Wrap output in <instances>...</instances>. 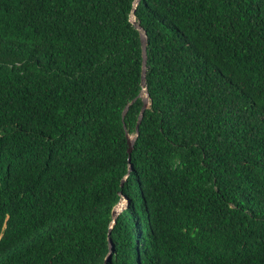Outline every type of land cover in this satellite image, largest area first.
I'll return each instance as SVG.
<instances>
[{"label":"trees","instance_id":"1","mask_svg":"<svg viewBox=\"0 0 264 264\" xmlns=\"http://www.w3.org/2000/svg\"><path fill=\"white\" fill-rule=\"evenodd\" d=\"M0 0V264H264V0ZM152 100L128 172L126 131Z\"/></svg>","mask_w":264,"mask_h":264},{"label":"water","instance_id":"2","mask_svg":"<svg viewBox=\"0 0 264 264\" xmlns=\"http://www.w3.org/2000/svg\"><path fill=\"white\" fill-rule=\"evenodd\" d=\"M139 2H140V0H136L135 7L138 6ZM132 16L134 17V19H132V22L134 23L135 27L140 32L141 43H142V55H143V65H142V75H141L142 90L139 93V95L137 97H135L132 101H130L126 105L125 109L123 110L122 117H123L124 127H125L126 130H127V126H126V123H125V116H126L128 110L130 108V105L132 103H134L138 98H142L143 105H142V108H141V111H140V115H139V118H138V122H137V126H136V133L134 135H131L128 131H126L127 141H128V163H129L128 166H129V169H128L127 174L125 175V177L122 180V183H121L122 186L124 185L126 179L128 178V176L130 175L131 171L133 170L132 153H133V150H134L135 142H136L138 136L140 135V124H141V122H142V120L144 118L146 110L149 109L151 107V104H152V100H151V97H150V92H149L148 84H147L148 33H147V30L139 23V21H137V16H136L135 12H133ZM123 199H125L127 201V206H128V200H127L126 196L123 195ZM118 205H119V203L113 209V221L111 223L110 230H109V252H108V255H107L106 259H105L104 264H108V262L111 260V258L113 256L114 244H113V239L110 236V233H111V230H112L114 224L116 223L117 216L124 209L123 208L120 211L117 210L116 207Z\"/></svg>","mask_w":264,"mask_h":264},{"label":"rangeland","instance_id":"3","mask_svg":"<svg viewBox=\"0 0 264 264\" xmlns=\"http://www.w3.org/2000/svg\"><path fill=\"white\" fill-rule=\"evenodd\" d=\"M132 19H134L133 16H132ZM125 207H127V201L123 199L121 202H119V205L116 207V209L120 211L121 209Z\"/></svg>","mask_w":264,"mask_h":264}]
</instances>
